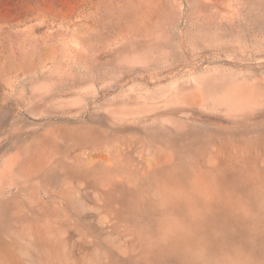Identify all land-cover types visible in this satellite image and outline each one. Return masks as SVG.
Here are the masks:
<instances>
[{
	"label": "rangeland",
	"instance_id": "1",
	"mask_svg": "<svg viewBox=\"0 0 264 264\" xmlns=\"http://www.w3.org/2000/svg\"><path fill=\"white\" fill-rule=\"evenodd\" d=\"M0 264H264V0H0Z\"/></svg>",
	"mask_w": 264,
	"mask_h": 264
}]
</instances>
